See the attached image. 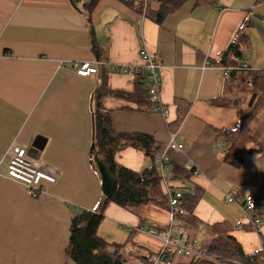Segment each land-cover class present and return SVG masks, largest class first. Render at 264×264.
<instances>
[{
  "label": "crops",
  "instance_id": "obj_1",
  "mask_svg": "<svg viewBox=\"0 0 264 264\" xmlns=\"http://www.w3.org/2000/svg\"><path fill=\"white\" fill-rule=\"evenodd\" d=\"M89 1L0 0V161L17 140L57 176L55 183L44 184L45 193L32 197L22 184L3 175L0 162V264H73L65 252L71 217L79 209L98 210L92 207L100 192L88 164L91 107L98 94L117 132L155 138L175 179L186 177H175L173 165L190 169L191 160L199 169L186 178L203 190L194 211L200 224L191 234L184 226L189 240L199 231L210 241L211 225L225 222L245 253L262 250L264 150L249 143L240 165H231L224 161L227 143L216 139V129L234 128L238 110L248 107L251 92L241 97L242 107L234 106L239 99L232 102L238 96L234 86L247 94L239 79L248 71L264 70V2L220 0L215 7H193L188 0L159 24L148 11L120 0H96L87 20L84 3ZM244 19L250 25L243 28L242 55L237 60L229 54L223 61ZM142 44L158 65L161 100L169 110L166 119L129 75L108 68L141 66ZM78 60L97 62V74L78 76L73 68ZM240 65L235 73H224L225 67ZM176 99L188 102L189 109L173 131L169 123L176 117ZM249 129L253 141L264 146V100ZM172 134L184 145L183 152L166 149ZM115 158L133 170L147 164L143 152L132 146L118 150ZM231 185L238 200L253 195L251 217L261 222L258 229L237 203L224 199ZM104 215L127 232L104 228L103 221L99 235L103 230L104 240L122 244L127 264H150V255L163 245L168 210L153 204L128 209L110 204ZM128 246L136 250L130 257L123 251ZM178 256L171 264L179 262Z\"/></svg>",
  "mask_w": 264,
  "mask_h": 264
},
{
  "label": "trees",
  "instance_id": "obj_2",
  "mask_svg": "<svg viewBox=\"0 0 264 264\" xmlns=\"http://www.w3.org/2000/svg\"><path fill=\"white\" fill-rule=\"evenodd\" d=\"M75 1V0H71ZM96 0L84 3L86 18L89 20L91 10ZM129 7H136L139 11H148L156 23H162L164 19L178 10L188 0H153L147 4V0H120ZM193 7L212 6L215 7L220 0H192ZM264 2V0H256ZM135 8V9H136ZM247 20H243L236 30L231 43L222 54V60L231 54L234 59L239 60L242 51L240 49L246 34L243 28L249 26ZM242 66L240 65V69ZM245 69V68H244ZM233 69L230 73H235ZM144 73H137L134 82L139 85L146 95L147 91L142 85ZM241 91L250 93L251 97L248 107L239 109L237 112V123L232 129H216V139L227 143L224 151V161L239 166L243 161L245 147L249 143L256 145L257 151H263L264 146L253 141L250 135L249 125L254 115L259 110L264 100V70L248 71L246 76L239 79ZM100 94L92 101L91 116V142L89 148V160L93 167L98 170V165L103 163L109 169L112 177L116 180L115 192L105 197L101 194L102 203L98 210L79 209L73 213L70 224L68 244L65 248L66 255L73 264H124L127 261L122 257V244L108 242L98 233L99 227L104 221V212L108 205L115 204L121 208L138 207L141 205L153 204L162 209L168 210L167 197L163 191L160 177L154 168L144 166L141 170H133L119 165L116 161V153L125 146H132L143 152L147 163L153 161L158 153L160 145L151 135L144 133L117 132L111 120L109 110L102 107ZM176 117L169 123L170 129L175 131L189 109V103L176 99ZM175 177L189 178L194 169H187L183 166L173 165ZM203 194V190L193 187L192 193H184L180 199L179 206L184 210L183 220L186 228H192L200 224L194 211ZM214 236L206 246V254L198 258L188 257L186 260L175 264H260L264 255L263 249L253 253H245L232 235V226L225 222L211 225ZM129 237V236H128ZM124 260V262H123Z\"/></svg>",
  "mask_w": 264,
  "mask_h": 264
},
{
  "label": "built area",
  "instance_id": "obj_3",
  "mask_svg": "<svg viewBox=\"0 0 264 264\" xmlns=\"http://www.w3.org/2000/svg\"><path fill=\"white\" fill-rule=\"evenodd\" d=\"M139 55L142 61L139 67H128L109 65V69L120 71L129 75L134 80L137 73L141 71L145 74L142 85L147 91L149 98L155 104L154 110L159 112L165 119L168 117V107L161 100V81L158 72V65L154 61V57L150 54L147 47L142 44L139 48ZM73 68L75 73L84 78L95 76L98 72L97 62L87 60L74 61ZM233 69L239 67H225L224 73L227 75ZM175 149L183 152L184 145L177 142L175 135H170L166 149ZM4 164V176L23 185L27 195L36 197L46 192L44 184H51L57 181V176L51 168L42 164L38 158L32 156L28 148L20 145L14 140L5 150L0 161ZM188 167L198 172L199 169L194 162L189 160ZM148 168H154L160 177L163 191L168 201V212L170 221L164 230L162 247L152 253L149 257L150 264H171V259L175 255H183L185 257L198 258L206 254V248L200 246L196 240H189L184 228V210L180 208L179 202L184 193H192L193 187L190 186L186 178L175 179L170 171L167 157L164 154L157 153L153 161L146 164ZM177 184H174V182ZM235 186L231 185L227 191L223 193V197L227 202L237 203L242 213L247 217L248 221L255 229L260 227L261 222L254 220L251 213L255 208V199L253 195L247 194L241 200L235 196ZM146 230L152 234H156V230L146 227ZM127 264V263H124Z\"/></svg>",
  "mask_w": 264,
  "mask_h": 264
},
{
  "label": "rangeland",
  "instance_id": "obj_4",
  "mask_svg": "<svg viewBox=\"0 0 264 264\" xmlns=\"http://www.w3.org/2000/svg\"><path fill=\"white\" fill-rule=\"evenodd\" d=\"M239 86H240V85H239ZM233 89H234V91H236V93H238V96H237L235 99H233L232 102L235 103V101H236L237 99H239V103L236 104V105H234V106L237 107V108H240V107H242V106L244 105V101H243V100L241 101V97H243V96H245V95H248L249 93H247V94H240V92L237 91L238 89H237L236 86H234ZM221 143L225 145L226 142L221 141ZM88 164H89V168H90V170L92 171V173H93L94 176L96 177L97 185H98V189H99V192H100L99 198L97 199L96 203L93 205L92 208L99 209L100 206H101V203H102V199H101V194H102V192H101V187H100V176H99V172H98V170L96 171V169L93 167L92 163L90 162L89 158H88ZM47 167H48V166H47ZM235 196H236V195H235ZM236 198H237V197H236ZM245 217H246V216H245ZM246 218H247V217H246ZM104 221H105V222L102 224L104 228H106V225H108V226H109L113 231H115L116 233H126V232H127L126 229H120V228H118L117 224H115V222H114L112 219H110V218H109V219L106 218ZM102 229H103V228H102ZM187 232L191 234V233H194V230H193V228H192V229L187 228ZM101 237L105 238V235H103V230L101 231ZM114 238H116V237H114ZM105 240H107V241H109V242L112 241V239H105ZM114 240H117V238L114 239ZM195 240H196V242H197L200 246H202V247L204 248V247L207 246V243H208V241H209V237H206V234H199V231H198V232H197V237L195 238ZM116 242H117V241H116ZM124 249L126 250V251L123 250L124 253L126 254V256L128 255L129 257H130V254H132V252H135V251H136L134 248H132V247H130V246H128L127 248H124ZM132 249L135 250V251H132ZM187 258H188V257H184L183 255H179V256L175 259V261H183V260H186Z\"/></svg>",
  "mask_w": 264,
  "mask_h": 264
},
{
  "label": "water",
  "instance_id": "obj_5",
  "mask_svg": "<svg viewBox=\"0 0 264 264\" xmlns=\"http://www.w3.org/2000/svg\"><path fill=\"white\" fill-rule=\"evenodd\" d=\"M98 172L100 176L101 192L105 197H109L115 192L117 188L116 180L112 177L109 169L103 163L98 165Z\"/></svg>",
  "mask_w": 264,
  "mask_h": 264
}]
</instances>
